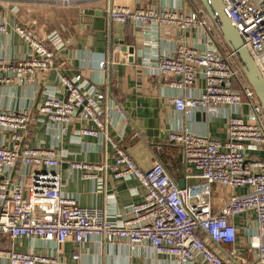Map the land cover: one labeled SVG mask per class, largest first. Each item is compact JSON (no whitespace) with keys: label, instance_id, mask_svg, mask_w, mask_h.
<instances>
[{"label":"built area","instance_id":"obj_1","mask_svg":"<svg viewBox=\"0 0 264 264\" xmlns=\"http://www.w3.org/2000/svg\"><path fill=\"white\" fill-rule=\"evenodd\" d=\"M3 1V0H0ZM189 13L165 8H106L109 19L116 23L134 21L143 29L173 24L185 30L198 27L204 33V45L177 44L169 54L156 58L159 73L177 75L170 86L187 89L197 75L203 80L195 94L180 93L170 98L176 112L190 114L196 110L226 119V136L220 140L205 133L194 132L176 123L167 132V139L181 147L185 162L195 172L183 186L176 183L161 161L144 171L109 132L108 114L125 113L112 99L110 86L86 87L80 75L58 76L60 95L44 94L37 112L59 126L60 134L78 115L91 121L92 128H82L79 135L97 139L113 149V161L107 165L70 161L69 167L81 178L103 186L96 171H108L115 179H134L142 199L130 206V212L119 221L97 206H81L76 198L61 190V177L56 170L63 153L56 147H22L18 141L29 124L30 111L0 109V129L12 133V147L0 145V174L20 160L25 167H34L29 182L9 183L0 180V234L10 238L23 237L51 245L46 254L0 248L4 264H61L63 243L72 239L76 248L73 259H79L81 248L90 239L102 245L123 241L130 249L145 244L155 254L174 259L178 264L200 260L204 264H224L220 250L233 244L237 230L232 219L250 216L245 227L249 250L255 253L253 264H264V111L248 84L233 53L226 47L204 8L191 0ZM225 15L232 21L243 41L264 73V0H221ZM13 9V8H12ZM31 52L9 64L0 55V81L30 82L34 70L52 66L56 48L62 44L54 31L43 40L22 25H15ZM6 22L0 20V33L7 34ZM47 41V43H46ZM57 46V47H56ZM98 66L104 67L99 61ZM101 83H104V78ZM217 184L244 191L232 193L227 201L214 209L211 186ZM235 253L230 251V255Z\"/></svg>","mask_w":264,"mask_h":264},{"label":"crops","instance_id":"obj_2","mask_svg":"<svg viewBox=\"0 0 264 264\" xmlns=\"http://www.w3.org/2000/svg\"><path fill=\"white\" fill-rule=\"evenodd\" d=\"M67 1V2H66ZM128 6L130 8H165L189 13L194 8L191 0H3L0 1V20L6 22L7 34L0 33V55L9 64L30 54L29 45L16 33L15 25H22L38 37L48 39L51 32L60 35V44L55 50L53 64L46 70H35L30 82L3 83L0 81V109L30 111L28 127L20 132L19 151L22 147H56L63 157L56 169L61 177V190L76 198L81 206H97L119 221L130 212V206L141 201L142 193L134 179H115L106 170H97L103 180L101 188L96 182L81 178L70 169V161L107 165L113 161V149L104 146L96 138L79 135L82 128H92L93 123L81 119L79 115L68 125L67 131L60 134L59 126L50 123L37 112V104L44 94L53 91L60 95L62 90L58 76L80 79L86 87L102 88L109 84L112 99L119 103L125 113L120 119L116 112L108 114L109 132L123 147L131 138H140L151 153L152 164L161 161L177 184L189 182L188 176L195 169L185 162L181 147L168 141L167 132L176 123H182L194 132L205 133L212 138L224 139L226 119L210 116L196 110L190 114L175 111L170 98L180 93L195 94L203 86L200 75L187 89L173 88L170 84L178 80L177 75L159 73L154 66L157 57L171 53L177 44L189 46L204 45L201 28L185 30L173 24L142 28L134 21L112 22L106 7ZM13 8V9H12ZM101 12V13H100ZM100 13V14H99ZM44 39V40H45ZM133 47V61L128 62L126 48ZM116 53L120 62L124 59V69L120 76L111 72L108 76V59ZM99 61L104 67L98 66ZM3 72L0 76H4ZM104 78V83H101ZM15 141L12 133L0 129V145L12 147ZM34 167H25L20 160L12 174V169L0 174V180L14 183L19 180L29 182ZM244 191L228 186H211V204L214 209L224 204L232 193ZM237 238L233 244H224L220 257L224 264H253L255 253L249 250L245 227L251 226L250 216L237 215L233 219ZM51 245L23 237L10 238L0 234V248H14L23 251L46 254ZM76 245L67 239L60 252L61 264H178L174 259L155 254L145 244L130 249L123 241L96 244L90 239L81 248L79 259H73ZM235 253L230 255V251ZM0 264H4L0 261ZM7 264V263H6ZM190 264H204L197 260Z\"/></svg>","mask_w":264,"mask_h":264},{"label":"water","instance_id":"obj_3","mask_svg":"<svg viewBox=\"0 0 264 264\" xmlns=\"http://www.w3.org/2000/svg\"><path fill=\"white\" fill-rule=\"evenodd\" d=\"M213 24L215 25L218 33L222 37L223 41L233 53L238 65L240 66L247 82L253 89L256 97L258 98L262 109L264 111V74L258 64L256 63L251 51L243 41L237 28L232 21L225 15L223 11V5L221 0H199ZM101 13V12H100ZM99 13V14H100ZM128 51L129 55L127 61H133V47H122L123 50ZM108 59L107 65L108 76L111 72L120 76L124 69V59L120 62L116 53H112ZM123 148L127 154L144 170L148 171L152 168L151 153L146 147L145 143L140 138H131V141ZM17 163V161H16ZM16 163L12 168V174L15 171Z\"/></svg>","mask_w":264,"mask_h":264},{"label":"bare ground","instance_id":"obj_4","mask_svg":"<svg viewBox=\"0 0 264 264\" xmlns=\"http://www.w3.org/2000/svg\"><path fill=\"white\" fill-rule=\"evenodd\" d=\"M67 2V1H66ZM198 2H199V4L202 6V4L200 3V1L198 0ZM203 7V6H202ZM106 8H108V7H106ZM109 8H111V7H109ZM204 8V7H203ZM205 10V9H204ZM206 11V10H205ZM207 13V12H206ZM209 16V15H208ZM210 18V17H209ZM211 20V19H210ZM212 21V20H211ZM235 26V25H234ZM214 27H215V25H214ZM236 27V26H235ZM216 28V27H215ZM217 30V29H216ZM218 32V31H217ZM240 34V33H239ZM220 35V34H219ZM241 36V35H240ZM222 38V37H221ZM42 39V38H41ZM45 38H43V40H44ZM223 40V39H222ZM224 42V41H223ZM46 43H47V41H46ZM225 43V42H224ZM226 45V44H225ZM226 47H227V45H226ZM228 48V47H227ZM229 49V48H228ZM230 50V49H229ZM252 53V52H251ZM234 56V55H233ZM235 58V57H234ZM236 60V59H235ZM237 62V61H236ZM238 64V63H237ZM240 67V66H239ZM260 67V66H259ZM241 69V68H240ZM261 69V68H260ZM43 70H46V69H43ZM262 70V69H261ZM242 71V70H241ZM33 72H35V70L33 71ZM32 72V73H33ZM263 72V71H262ZM31 73V74H32ZM243 73V72H242ZM264 74V73H263ZM244 75V74H243ZM245 77V76H244ZM249 84V83H248ZM250 85V84H249ZM178 145V144H177Z\"/></svg>","mask_w":264,"mask_h":264},{"label":"rangeland","instance_id":"obj_5","mask_svg":"<svg viewBox=\"0 0 264 264\" xmlns=\"http://www.w3.org/2000/svg\"><path fill=\"white\" fill-rule=\"evenodd\" d=\"M246 242H247V245H248V240Z\"/></svg>","mask_w":264,"mask_h":264}]
</instances>
